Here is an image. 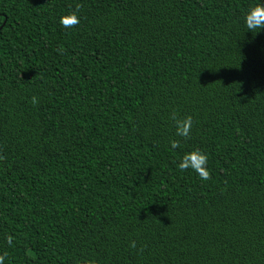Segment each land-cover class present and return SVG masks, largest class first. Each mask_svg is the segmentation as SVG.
Returning <instances> with one entry per match:
<instances>
[{
    "label": "trees",
    "instance_id": "trees-1",
    "mask_svg": "<svg viewBox=\"0 0 264 264\" xmlns=\"http://www.w3.org/2000/svg\"><path fill=\"white\" fill-rule=\"evenodd\" d=\"M248 3L0 0L4 264H264V30L239 23ZM191 146L207 181L175 167Z\"/></svg>",
    "mask_w": 264,
    "mask_h": 264
},
{
    "label": "clouds",
    "instance_id": "clouds-1",
    "mask_svg": "<svg viewBox=\"0 0 264 264\" xmlns=\"http://www.w3.org/2000/svg\"><path fill=\"white\" fill-rule=\"evenodd\" d=\"M80 6L76 5L74 8L61 13L58 17V23L62 28L71 29L77 26L80 22L79 15ZM239 23L242 24L244 30L250 31L253 35L257 32L264 30V0H249L248 5L243 9ZM62 52L63 49H57ZM31 102H37L36 96L31 97ZM170 119L173 121L175 128V136L181 139L190 137V129L192 128L193 121L190 114L179 116L175 111L170 114ZM180 141L176 139L169 140V147L176 149L179 147ZM175 167L180 171L190 170L200 180L207 181L209 179L210 171L208 167V153L199 146H191L186 148L175 162ZM5 242L12 243L11 236L5 235ZM130 247H135V241L129 242ZM7 253L0 256V264H4ZM75 264H96L91 259H81L75 261Z\"/></svg>",
    "mask_w": 264,
    "mask_h": 264
}]
</instances>
